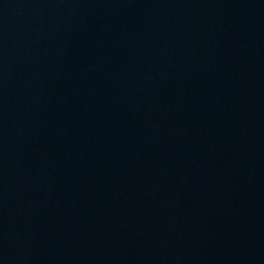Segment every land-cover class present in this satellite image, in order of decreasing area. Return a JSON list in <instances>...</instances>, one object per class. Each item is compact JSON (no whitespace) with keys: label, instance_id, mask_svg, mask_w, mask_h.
I'll return each instance as SVG.
<instances>
[{"label":"water","instance_id":"1","mask_svg":"<svg viewBox=\"0 0 264 264\" xmlns=\"http://www.w3.org/2000/svg\"><path fill=\"white\" fill-rule=\"evenodd\" d=\"M0 264H264V0H0Z\"/></svg>","mask_w":264,"mask_h":264}]
</instances>
